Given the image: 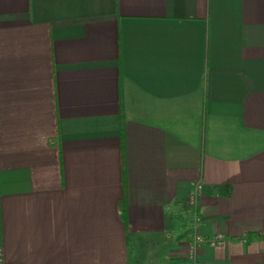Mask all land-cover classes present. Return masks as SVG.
<instances>
[{
  "label": "crops",
  "instance_id": "crops-1",
  "mask_svg": "<svg viewBox=\"0 0 264 264\" xmlns=\"http://www.w3.org/2000/svg\"><path fill=\"white\" fill-rule=\"evenodd\" d=\"M0 244L264 264V0H0Z\"/></svg>",
  "mask_w": 264,
  "mask_h": 264
},
{
  "label": "built area",
  "instance_id": "built-area-1",
  "mask_svg": "<svg viewBox=\"0 0 264 264\" xmlns=\"http://www.w3.org/2000/svg\"><path fill=\"white\" fill-rule=\"evenodd\" d=\"M199 188H200V186L197 185L195 191L193 192V194L191 196V202L195 206V208L197 207V203H198ZM223 239L224 238H223L222 235H218L215 238H212V239L208 240L207 243H210L212 245L221 244L223 242ZM205 241H206L205 238H203V237H201L199 235L198 236L196 235L194 237V239L190 243V250H191V254L193 256H195L199 246L201 244H203ZM0 264H13V263H9V262L6 261L4 248H3V246L1 244H0Z\"/></svg>",
  "mask_w": 264,
  "mask_h": 264
},
{
  "label": "trees",
  "instance_id": "trees-1",
  "mask_svg": "<svg viewBox=\"0 0 264 264\" xmlns=\"http://www.w3.org/2000/svg\"><path fill=\"white\" fill-rule=\"evenodd\" d=\"M123 211H124V213H126V206H123ZM124 217H125V215H124Z\"/></svg>",
  "mask_w": 264,
  "mask_h": 264
},
{
  "label": "rangeland",
  "instance_id": "rangeland-1",
  "mask_svg": "<svg viewBox=\"0 0 264 264\" xmlns=\"http://www.w3.org/2000/svg\"><path fill=\"white\" fill-rule=\"evenodd\" d=\"M198 236V235H197ZM7 261V260H6Z\"/></svg>",
  "mask_w": 264,
  "mask_h": 264
}]
</instances>
